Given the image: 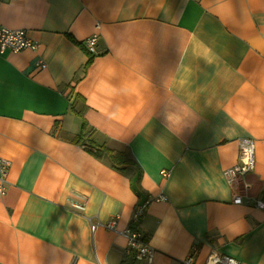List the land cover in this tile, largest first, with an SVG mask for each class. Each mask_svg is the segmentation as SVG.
Listing matches in <instances>:
<instances>
[{
  "label": "crops",
  "instance_id": "1",
  "mask_svg": "<svg viewBox=\"0 0 264 264\" xmlns=\"http://www.w3.org/2000/svg\"><path fill=\"white\" fill-rule=\"evenodd\" d=\"M0 24L36 44L0 52V264H264V0H0Z\"/></svg>",
  "mask_w": 264,
  "mask_h": 264
},
{
  "label": "built area",
  "instance_id": "2",
  "mask_svg": "<svg viewBox=\"0 0 264 264\" xmlns=\"http://www.w3.org/2000/svg\"><path fill=\"white\" fill-rule=\"evenodd\" d=\"M97 43L96 35L91 36L85 40L86 47L89 52H95V46ZM36 44L28 37L27 33L22 29H10L4 27L0 24V52L1 51H11L18 52L24 49H35ZM37 65L44 67L42 61H38ZM239 148V161L238 163L226 171L225 176L232 183L237 177L244 175L247 172H250L254 168L255 164V154H254V141L251 138H242L238 141ZM9 162L7 160L0 161V195L5 193V176L6 169ZM161 175L167 177L169 172L162 170ZM234 203H242L241 197L236 196L234 198ZM256 206L264 209V200H257L255 202ZM74 208L82 210L83 206L80 204H72ZM143 214V207L138 206L133 214V222H136L138 218ZM117 226V218H113L106 223H93L90 226V230L95 232L99 227H102L109 231H115ZM124 234L128 239V246L136 249V256L138 258H143L148 261L152 259L153 251L152 248L141 242V235L137 230L134 229H125ZM192 257L186 258L183 264H192ZM209 264H239L237 260L228 256H214Z\"/></svg>",
  "mask_w": 264,
  "mask_h": 264
},
{
  "label": "rangeland",
  "instance_id": "3",
  "mask_svg": "<svg viewBox=\"0 0 264 264\" xmlns=\"http://www.w3.org/2000/svg\"><path fill=\"white\" fill-rule=\"evenodd\" d=\"M133 219H134V217L132 218V221H133ZM139 221V218L137 219V221L136 222H138Z\"/></svg>",
  "mask_w": 264,
  "mask_h": 264
},
{
  "label": "trees",
  "instance_id": "4",
  "mask_svg": "<svg viewBox=\"0 0 264 264\" xmlns=\"http://www.w3.org/2000/svg\"><path fill=\"white\" fill-rule=\"evenodd\" d=\"M104 151H106L108 153V151L106 149ZM110 157H112V155Z\"/></svg>",
  "mask_w": 264,
  "mask_h": 264
}]
</instances>
